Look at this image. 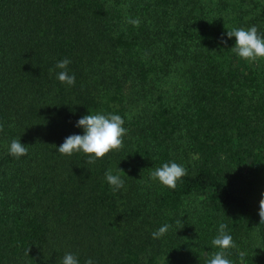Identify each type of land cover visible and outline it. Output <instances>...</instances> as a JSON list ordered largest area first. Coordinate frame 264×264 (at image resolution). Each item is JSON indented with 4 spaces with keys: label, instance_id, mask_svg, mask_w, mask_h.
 Wrapping results in <instances>:
<instances>
[{
    "label": "trees",
    "instance_id": "obj_1",
    "mask_svg": "<svg viewBox=\"0 0 264 264\" xmlns=\"http://www.w3.org/2000/svg\"><path fill=\"white\" fill-rule=\"evenodd\" d=\"M253 25L264 0H0V264H207L221 223L229 259L264 264V58L226 36ZM90 113L124 119L122 149L59 154ZM168 162L187 169L174 190L149 178Z\"/></svg>",
    "mask_w": 264,
    "mask_h": 264
},
{
    "label": "clouds",
    "instance_id": "obj_2",
    "mask_svg": "<svg viewBox=\"0 0 264 264\" xmlns=\"http://www.w3.org/2000/svg\"><path fill=\"white\" fill-rule=\"evenodd\" d=\"M127 23L134 27H139L141 21L137 19H128ZM228 38L235 37V45L231 47L241 59L247 61H255L258 58H264V37H262L258 28L253 25L248 29L233 28L227 30ZM223 44L227 41L221 39ZM68 58L59 60L55 68L60 69L56 73V79L67 86L75 85V75L68 73ZM35 66V65H34ZM52 71V70H50ZM124 119L117 114H87L81 116L75 126L83 129V134H72L64 139V142L59 145L57 152L64 156H72L74 153H83L86 157L87 164H94L97 160L103 159L106 155L113 151H120L123 147V138L127 135V129L123 126ZM0 131H3V125H0ZM9 155L19 159L21 156L27 155L28 149L25 144L21 143L20 139H13L9 145ZM124 172L122 169H120ZM187 175V169L176 162L164 163L161 167L156 168L150 173L151 180L159 181L163 186L170 189H175L178 182ZM105 179L115 194L124 188V180L120 175L113 174L111 169L105 172ZM259 217L260 222L264 223V193L261 194L259 201ZM177 225H182L181 220L176 221ZM171 225L164 224L158 230L151 233L153 239L163 237L169 230ZM179 227L178 229L182 228ZM227 225L221 223L219 225L217 236L211 241L212 246L219 249L215 252L207 264H235L228 258V250L236 248L233 238L226 231ZM240 264H244L247 253L238 251ZM60 264H79L77 256L71 252H65L62 256ZM85 264H93L91 258L85 261Z\"/></svg>",
    "mask_w": 264,
    "mask_h": 264
}]
</instances>
